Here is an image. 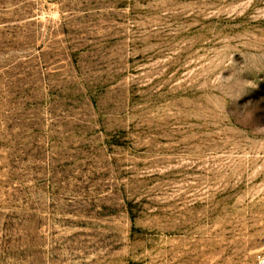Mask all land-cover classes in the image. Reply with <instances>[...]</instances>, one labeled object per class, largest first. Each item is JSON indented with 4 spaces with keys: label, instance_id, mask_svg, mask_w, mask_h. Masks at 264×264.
I'll list each match as a JSON object with an SVG mask.
<instances>
[{
    "label": "rangeland",
    "instance_id": "rangeland-1",
    "mask_svg": "<svg viewBox=\"0 0 264 264\" xmlns=\"http://www.w3.org/2000/svg\"><path fill=\"white\" fill-rule=\"evenodd\" d=\"M264 0H0V264H260Z\"/></svg>",
    "mask_w": 264,
    "mask_h": 264
},
{
    "label": "built area",
    "instance_id": "built-area-1",
    "mask_svg": "<svg viewBox=\"0 0 264 264\" xmlns=\"http://www.w3.org/2000/svg\"><path fill=\"white\" fill-rule=\"evenodd\" d=\"M258 262H259L260 264H264V258H263V257H259V258H258Z\"/></svg>",
    "mask_w": 264,
    "mask_h": 264
}]
</instances>
